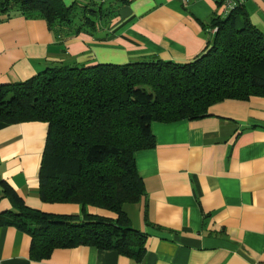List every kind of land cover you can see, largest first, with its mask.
Instances as JSON below:
<instances>
[{
	"label": "crops",
	"instance_id": "crops-1",
	"mask_svg": "<svg viewBox=\"0 0 264 264\" xmlns=\"http://www.w3.org/2000/svg\"><path fill=\"white\" fill-rule=\"evenodd\" d=\"M63 1L75 16L60 33L43 18L0 13V82H24L55 63H187L209 50L212 19L229 13L221 0ZM236 1L264 36V0ZM48 129L42 121H0V177L30 208L79 214L77 203L41 199ZM151 130L155 145L135 154L146 193L124 205L147 238L141 261L86 245L34 259L31 235L0 225V264H264V97L226 99L204 118L153 121ZM3 195L0 188V213L13 208Z\"/></svg>",
	"mask_w": 264,
	"mask_h": 264
},
{
	"label": "trees",
	"instance_id": "trees-1",
	"mask_svg": "<svg viewBox=\"0 0 264 264\" xmlns=\"http://www.w3.org/2000/svg\"><path fill=\"white\" fill-rule=\"evenodd\" d=\"M74 9L63 0H0V13L43 18L58 33L73 26ZM211 27L217 30L209 50L187 63H55L24 82H0L1 122L49 125L41 199L81 206L79 214L30 208L0 177L3 197L13 206L0 213V225L30 234L34 259L86 245L142 260L147 238L132 226L124 205L146 193L135 154L155 145L152 122L204 118L226 99L264 97V36L242 4L213 18ZM89 206L116 217L90 213Z\"/></svg>",
	"mask_w": 264,
	"mask_h": 264
},
{
	"label": "built area",
	"instance_id": "built-area-1",
	"mask_svg": "<svg viewBox=\"0 0 264 264\" xmlns=\"http://www.w3.org/2000/svg\"><path fill=\"white\" fill-rule=\"evenodd\" d=\"M102 2H104L105 0H101ZM223 3L225 4L226 8L230 11L231 9H233L235 6L240 5L239 2H237L236 0H223ZM214 32H216L217 28L213 29Z\"/></svg>",
	"mask_w": 264,
	"mask_h": 264
}]
</instances>
